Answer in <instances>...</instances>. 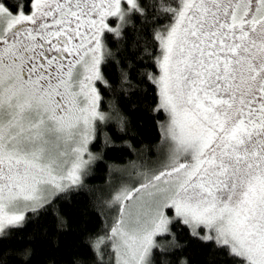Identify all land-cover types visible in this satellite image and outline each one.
Instances as JSON below:
<instances>
[{
  "label": "snow or ice",
  "instance_id": "snow-or-ice-1",
  "mask_svg": "<svg viewBox=\"0 0 264 264\" xmlns=\"http://www.w3.org/2000/svg\"><path fill=\"white\" fill-rule=\"evenodd\" d=\"M145 82L161 144L105 200L91 264H189L190 242L213 264H264V0H0V264H32L3 247L32 219L66 227L58 201Z\"/></svg>",
  "mask_w": 264,
  "mask_h": 264
},
{
  "label": "trees",
  "instance_id": "trees-1",
  "mask_svg": "<svg viewBox=\"0 0 264 264\" xmlns=\"http://www.w3.org/2000/svg\"><path fill=\"white\" fill-rule=\"evenodd\" d=\"M113 69L106 68L105 75L113 76ZM135 79V73H132ZM103 95L102 110H108L110 94L98 84ZM144 89L136 95L122 97L118 106L126 117L125 131H118L112 122L102 125L97 138L90 145L93 153L100 156L90 168L85 178V186L72 193L70 198L57 203L59 213L63 216L66 227L59 228L55 213L49 210L39 218L32 219L23 231L4 241L5 249L27 246L34 249L32 264H91L92 253L88 246V235L101 231L105 223H110V211L104 206L113 187L118 184L120 174L132 162L155 159L162 140L161 125L165 115L153 112L155 93L153 86L145 82ZM111 138L107 146L104 141ZM178 232L179 240H188L186 230ZM184 255L189 264H213L215 257L211 245L190 242ZM216 264H220L216 260Z\"/></svg>",
  "mask_w": 264,
  "mask_h": 264
},
{
  "label": "rangeland",
  "instance_id": "rangeland-1",
  "mask_svg": "<svg viewBox=\"0 0 264 264\" xmlns=\"http://www.w3.org/2000/svg\"><path fill=\"white\" fill-rule=\"evenodd\" d=\"M130 166H126V168L122 170L123 172L120 174V180L118 181V183L121 182L122 179H127L128 178V173L131 171V167Z\"/></svg>",
  "mask_w": 264,
  "mask_h": 264
}]
</instances>
